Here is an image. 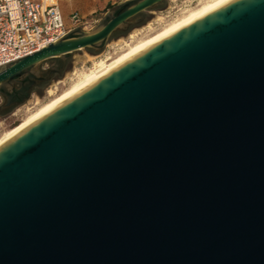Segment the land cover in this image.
Here are the masks:
<instances>
[{
    "label": "water",
    "instance_id": "95a60500",
    "mask_svg": "<svg viewBox=\"0 0 264 264\" xmlns=\"http://www.w3.org/2000/svg\"><path fill=\"white\" fill-rule=\"evenodd\" d=\"M164 1L0 66V95ZM0 264H264V0L215 10L1 147Z\"/></svg>",
    "mask_w": 264,
    "mask_h": 264
},
{
    "label": "rangeland",
    "instance_id": "374dc122",
    "mask_svg": "<svg viewBox=\"0 0 264 264\" xmlns=\"http://www.w3.org/2000/svg\"><path fill=\"white\" fill-rule=\"evenodd\" d=\"M199 1L200 0H165L162 3V11H143L137 17L139 20L145 21V23L139 27L130 28L125 36H119L124 30L115 31L100 50L85 49L72 53L70 57L64 60L53 59L39 64L40 72L56 69H58V72H54L47 79L38 82V84L35 85V89L30 92L29 97L22 104L11 109L5 108L0 111V134L18 125L29 111H33L38 105L46 102L49 99V91H54L55 93L63 91L76 79L79 73L91 68L95 61L113 57L119 53L121 51L119 49L124 48L125 44L131 41L130 36L132 34L136 38H142L150 34L152 30L156 31L169 21L174 20L180 16L182 12L188 10V8H194ZM95 26L91 28L88 26L83 31L88 32L94 29ZM3 104L4 99L0 95V107L3 106Z\"/></svg>",
    "mask_w": 264,
    "mask_h": 264
},
{
    "label": "bare ground",
    "instance_id": "6f19581e",
    "mask_svg": "<svg viewBox=\"0 0 264 264\" xmlns=\"http://www.w3.org/2000/svg\"><path fill=\"white\" fill-rule=\"evenodd\" d=\"M233 1L235 0H200L194 8H188V10L182 12L180 16L169 21L158 30H152V32L150 30L151 33L149 32L150 34L142 38H136L132 34L130 36L131 41L126 43L124 48L120 47L122 48L119 49L121 51L115 56L95 61L91 68L79 73V75L76 76V79L63 91L59 93L49 91V99L46 102L38 105L33 111H29L18 125L0 134V148L124 64L138 57L156 44Z\"/></svg>",
    "mask_w": 264,
    "mask_h": 264
},
{
    "label": "built area",
    "instance_id": "2783aa9c",
    "mask_svg": "<svg viewBox=\"0 0 264 264\" xmlns=\"http://www.w3.org/2000/svg\"><path fill=\"white\" fill-rule=\"evenodd\" d=\"M66 26L55 0H0V66L32 55L74 29L94 22L78 14Z\"/></svg>",
    "mask_w": 264,
    "mask_h": 264
},
{
    "label": "crops",
    "instance_id": "0c3cea01",
    "mask_svg": "<svg viewBox=\"0 0 264 264\" xmlns=\"http://www.w3.org/2000/svg\"><path fill=\"white\" fill-rule=\"evenodd\" d=\"M66 26H70L71 16L78 14L92 20L97 25L112 10L127 0H55ZM92 26V27H93ZM91 28V27H90Z\"/></svg>",
    "mask_w": 264,
    "mask_h": 264
},
{
    "label": "flooded vegetation",
    "instance_id": "af4514ba",
    "mask_svg": "<svg viewBox=\"0 0 264 264\" xmlns=\"http://www.w3.org/2000/svg\"><path fill=\"white\" fill-rule=\"evenodd\" d=\"M143 22H144L143 20H138L131 26V28L139 27L143 24ZM128 30H130L129 27L126 30L122 31L119 34V36H125L127 34ZM54 72L57 73L58 69L54 70ZM35 84L36 83H34L32 86L29 87V89L26 91L27 94L24 92H19L13 98L9 97V96L1 95L2 98L4 99L3 107H5L7 109H11L15 106L22 104L29 97L30 92L35 89ZM16 88L19 91V90H21L22 86L20 84H17Z\"/></svg>",
    "mask_w": 264,
    "mask_h": 264
}]
</instances>
